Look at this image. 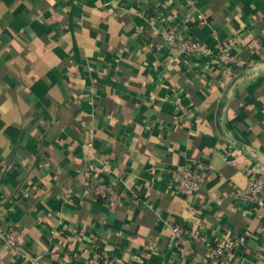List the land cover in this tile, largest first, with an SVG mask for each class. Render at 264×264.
Returning <instances> with one entry per match:
<instances>
[{"label":"crops","instance_id":"0c3cea01","mask_svg":"<svg viewBox=\"0 0 264 264\" xmlns=\"http://www.w3.org/2000/svg\"><path fill=\"white\" fill-rule=\"evenodd\" d=\"M164 31L205 51L178 54ZM261 63L264 0H0V224L26 256L0 243V264H206L207 242L241 235L264 264V205L235 195L264 168V75L237 83L223 116L246 152L215 122L227 86ZM197 162L199 193L172 194ZM175 225L192 233L189 261Z\"/></svg>","mask_w":264,"mask_h":264},{"label":"built area","instance_id":"2783aa9c","mask_svg":"<svg viewBox=\"0 0 264 264\" xmlns=\"http://www.w3.org/2000/svg\"><path fill=\"white\" fill-rule=\"evenodd\" d=\"M161 36L167 46L177 52L185 55H198L205 51V48L194 40H180L175 34L164 31ZM232 43V40H230ZM220 60L229 65L233 63L236 67L245 68L246 64L241 60H235L228 55H222ZM229 68L225 67L223 75H229ZM179 113L187 115L188 110L179 102L177 105ZM206 166L197 162L191 166H187L180 170L174 171V181L170 184L169 189L172 194L190 199L195 197L201 189V184L205 178ZM249 172V173H248ZM248 181L247 185L236 191V197L243 201L254 204L257 207L264 205V168L257 167L254 170H247ZM96 193L103 201L113 204L116 203L120 196L113 187L107 184H101L97 187ZM139 200L134 199L133 204L139 205ZM258 234L264 233V228L260 227L257 230ZM21 235L18 229L9 224H0V243L15 252L20 258L26 256L21 252ZM173 241L177 248V256L181 261H189L194 256L193 236L189 228L175 225L173 227ZM247 236H234L230 238H222L209 241L205 245L204 259L206 264H253L249 262L242 254L241 250L245 247ZM101 264H113L109 259L97 257ZM29 264H36V260H30Z\"/></svg>","mask_w":264,"mask_h":264},{"label":"water","instance_id":"95a60500","mask_svg":"<svg viewBox=\"0 0 264 264\" xmlns=\"http://www.w3.org/2000/svg\"><path fill=\"white\" fill-rule=\"evenodd\" d=\"M264 75V63L255 65L245 72H242L238 77H236L224 90L221 99L219 101L217 111H216V116H215V122H216V128L218 131L219 136L221 137L222 140L230 144L231 146L246 152L245 147L238 141L234 140L233 138H230L223 130L222 122H223V116L225 109L227 107V104L229 102L231 93L237 83H239L241 80H251L254 78H258L260 76Z\"/></svg>","mask_w":264,"mask_h":264}]
</instances>
